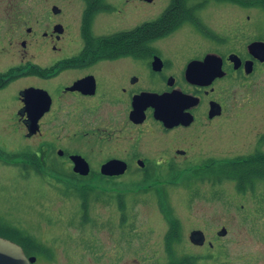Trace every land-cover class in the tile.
<instances>
[{
  "label": "flooded vegetation",
  "instance_id": "1",
  "mask_svg": "<svg viewBox=\"0 0 264 264\" xmlns=\"http://www.w3.org/2000/svg\"><path fill=\"white\" fill-rule=\"evenodd\" d=\"M154 1L40 0L33 24L20 29L12 18L0 16V64H7L0 71V90L17 79L27 81L13 109L26 136L28 108L21 92L37 88L48 94V103L45 97L38 101L36 109L43 112L28 137L43 138L41 148L51 143L46 157L70 165L75 177L234 183L233 174L219 172L222 166L264 160V32H212L202 19L210 5L230 14L238 5L264 12V0H181L184 19L174 30L133 32L162 13L140 22ZM173 1L165 0V8ZM24 15L30 18L31 9ZM121 21L126 23L118 28ZM109 22L115 28L101 30ZM185 26L195 32H174ZM50 134L61 139L49 141ZM75 155L87 163L86 175L73 170ZM111 160L121 161L124 172L103 174L101 166ZM261 208L240 205V212ZM190 233L192 245L205 244L204 232L201 244ZM1 237L17 243L32 258L30 264L55 259L45 239ZM165 257H189L194 264L205 259L185 253Z\"/></svg>",
  "mask_w": 264,
  "mask_h": 264
},
{
  "label": "rangeland",
  "instance_id": "2",
  "mask_svg": "<svg viewBox=\"0 0 264 264\" xmlns=\"http://www.w3.org/2000/svg\"><path fill=\"white\" fill-rule=\"evenodd\" d=\"M38 3L40 0H0V16L12 18L19 29L24 28L33 24L32 15L43 4ZM166 5L165 0L147 4L140 22L157 17ZM29 8L30 18L24 15ZM209 10L202 22L212 32H264V12L260 8L247 10L238 5L230 14L223 7L213 9L210 5ZM124 23L121 21L118 28ZM111 24L101 30L112 31L115 26ZM174 32L195 31L185 26ZM3 38L0 34L1 41ZM12 39L20 37L13 35ZM6 66L1 63L0 71ZM26 82L17 79L0 90V104L4 105L0 109V148L7 154L33 151L39 155L41 151L39 161L46 159V165L38 161L40 171L35 167L26 170L7 160L5 153L0 157V222L51 243L55 259L39 264H168L165 235L173 221L180 228L173 244L178 253L204 254L203 264H264V210L240 212V205L264 206L263 181L256 184L254 192L242 193L235 190L232 181L186 185L188 180L142 182L135 176L123 175L108 181L93 177L77 182L58 176L50 165L56 163L63 170H70V165L56 159L55 152V158L46 157L51 143L47 149L41 148L43 138L26 136V130L16 122V94ZM36 84L49 88L44 82ZM46 139L56 142L61 138L50 134ZM20 159L17 157L16 162ZM80 185L93 190L86 215L79 200ZM119 192L124 215L118 207ZM222 227L227 232L218 236L216 232ZM193 229L204 232L203 246L189 241ZM207 241L214 246L210 248Z\"/></svg>",
  "mask_w": 264,
  "mask_h": 264
},
{
  "label": "trees",
  "instance_id": "3",
  "mask_svg": "<svg viewBox=\"0 0 264 264\" xmlns=\"http://www.w3.org/2000/svg\"><path fill=\"white\" fill-rule=\"evenodd\" d=\"M182 7L183 4L181 0H174L171 5L166 7L162 13L153 21L143 24L139 30H135L133 32H156L158 34H163L165 32H171L174 30L184 19L182 16ZM88 24V22H87ZM3 150L0 148V157L4 154ZM24 153V154H23ZM23 153H10L6 155L7 160H13L15 161L14 165L20 166L23 169H28L35 167L40 171V156L36 152H23ZM17 157H21L20 161L16 162ZM23 157H25L23 159ZM40 163H39V162ZM39 165V168L37 166ZM42 165V164H41ZM58 164L54 163L50 165L52 171L57 174L58 176L67 177L70 180H74L77 182L81 181H87L89 178H80L73 176L74 174L71 172V170H63V168L57 166ZM63 167V166H62ZM37 171V172H38ZM219 172L233 174V181L235 183V187L238 190V192H246L248 190L254 191L256 188V184L263 181L264 182V160L259 162H249V163H243V164H237L236 166H222L221 170ZM212 183H219L220 180H211ZM194 183V182H192ZM138 186V184H137ZM78 187V186H77ZM81 188H77V190L81 191L80 195V201H81V207L82 212L85 214L88 211V202H89V194L93 190L90 186L83 187L80 185ZM76 190V189H75ZM100 193V192H99ZM117 201H118V207L121 213L124 215L125 207L123 205V196L122 193H117L116 195ZM86 215V214H85ZM0 229L3 232H0L1 236H6L9 238H18V237H32L30 234H28L24 229L16 226H7L5 223L0 222ZM169 230L167 231L165 235V249L168 254H176L175 248H174V240L179 237V224L177 221H173L169 223ZM193 258L189 257H173L168 260V264H194Z\"/></svg>",
  "mask_w": 264,
  "mask_h": 264
},
{
  "label": "water",
  "instance_id": "4",
  "mask_svg": "<svg viewBox=\"0 0 264 264\" xmlns=\"http://www.w3.org/2000/svg\"><path fill=\"white\" fill-rule=\"evenodd\" d=\"M21 94L27 103L29 119L27 135L30 136L37 131V120L43 112V110H39V108L36 109L38 101L41 97L42 99L45 97L48 103L49 96L45 91L37 88L25 89ZM71 158L73 160V170L75 172H78L81 175H86L89 172V167L82 157L75 155ZM124 169L125 165L118 160L108 161L101 166V172L109 175L123 173ZM217 234L220 236L226 234V229L222 227ZM190 239L194 243L201 244L204 240V234L201 230H192L190 233ZM31 261L32 258H27L22 248L17 243L0 236V264H30Z\"/></svg>",
  "mask_w": 264,
  "mask_h": 264
}]
</instances>
